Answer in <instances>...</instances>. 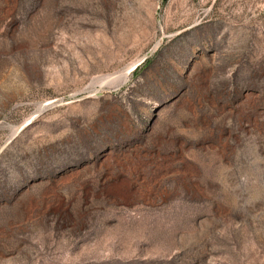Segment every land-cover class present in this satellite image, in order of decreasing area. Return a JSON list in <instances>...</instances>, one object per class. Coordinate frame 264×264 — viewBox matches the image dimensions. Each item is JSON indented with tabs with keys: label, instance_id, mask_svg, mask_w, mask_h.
I'll list each match as a JSON object with an SVG mask.
<instances>
[{
	"label": "rangeland",
	"instance_id": "1",
	"mask_svg": "<svg viewBox=\"0 0 264 264\" xmlns=\"http://www.w3.org/2000/svg\"><path fill=\"white\" fill-rule=\"evenodd\" d=\"M0 264H264V0H0Z\"/></svg>",
	"mask_w": 264,
	"mask_h": 264
}]
</instances>
